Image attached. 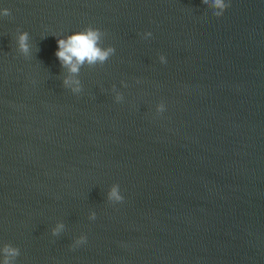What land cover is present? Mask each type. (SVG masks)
Returning <instances> with one entry per match:
<instances>
[{
  "label": "water",
  "instance_id": "1",
  "mask_svg": "<svg viewBox=\"0 0 264 264\" xmlns=\"http://www.w3.org/2000/svg\"><path fill=\"white\" fill-rule=\"evenodd\" d=\"M212 2L0 0V264H264V0Z\"/></svg>",
  "mask_w": 264,
  "mask_h": 264
},
{
  "label": "clouds",
  "instance_id": "2",
  "mask_svg": "<svg viewBox=\"0 0 264 264\" xmlns=\"http://www.w3.org/2000/svg\"><path fill=\"white\" fill-rule=\"evenodd\" d=\"M203 3L209 4L210 0H203ZM212 7L219 9L214 13L215 16H222L224 11L230 7V3H225V0H213ZM0 15L9 16L10 10L8 8L0 9ZM100 30L92 27H88L83 31L74 32L69 35L67 38H60L57 40L58 48L56 51V56L62 62V65L67 66L72 73H77L79 71V66L84 64L85 62L89 64H95L97 61L104 62L110 53L113 52L111 47L107 49H101L98 46V41L100 40ZM144 35L151 36L152 33L150 31L145 32ZM28 34L27 32H21L19 35V46L21 50L25 53L28 52ZM162 63H166V57L161 54L159 57ZM65 83H69L68 80ZM76 89H79V82H76ZM119 99V97H118ZM159 110H163V105L160 106ZM110 198L116 201H122L124 199L123 196L120 195L118 191V186H113L110 192ZM95 214H93V217ZM61 228H63V224L57 226L56 229L53 230L54 234L57 233ZM87 237L81 236L77 240V244L85 243ZM4 256V264H10L9 257L18 255L17 249L5 246L3 249Z\"/></svg>",
  "mask_w": 264,
  "mask_h": 264
}]
</instances>
